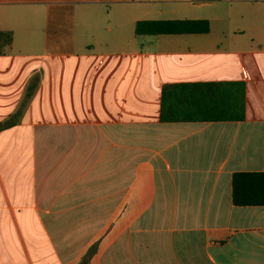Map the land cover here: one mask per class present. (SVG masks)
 <instances>
[{"label": "crops", "instance_id": "obj_1", "mask_svg": "<svg viewBox=\"0 0 264 264\" xmlns=\"http://www.w3.org/2000/svg\"><path fill=\"white\" fill-rule=\"evenodd\" d=\"M140 20L207 32L136 34ZM0 264H264V0H0ZM243 115L161 121L174 83Z\"/></svg>", "mask_w": 264, "mask_h": 264}, {"label": "trees", "instance_id": "obj_2", "mask_svg": "<svg viewBox=\"0 0 264 264\" xmlns=\"http://www.w3.org/2000/svg\"><path fill=\"white\" fill-rule=\"evenodd\" d=\"M206 20H140L136 34H177L207 32ZM9 44L10 34L0 35ZM174 83L161 90V121H217L239 119L243 115L242 84ZM231 199L236 206H264V171H239L231 178Z\"/></svg>", "mask_w": 264, "mask_h": 264}, {"label": "rangeland", "instance_id": "obj_3", "mask_svg": "<svg viewBox=\"0 0 264 264\" xmlns=\"http://www.w3.org/2000/svg\"><path fill=\"white\" fill-rule=\"evenodd\" d=\"M4 44V39L3 38H0V47H3Z\"/></svg>", "mask_w": 264, "mask_h": 264}]
</instances>
